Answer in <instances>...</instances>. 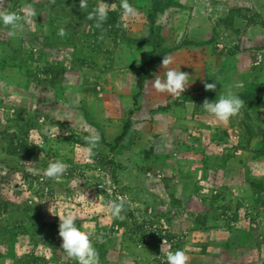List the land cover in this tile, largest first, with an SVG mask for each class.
Returning <instances> with one entry per match:
<instances>
[{
    "label": "rangeland",
    "instance_id": "rangeland-1",
    "mask_svg": "<svg viewBox=\"0 0 264 264\" xmlns=\"http://www.w3.org/2000/svg\"><path fill=\"white\" fill-rule=\"evenodd\" d=\"M104 2L96 28L87 14L100 0H0L23 17L12 37L0 26V264H75L58 235L69 212L100 264H166L177 249L187 264H264V0H129L134 19ZM81 69L96 73L79 82ZM168 69L189 75L180 96L152 86ZM229 90L244 106L218 122L201 106ZM55 160L67 171L45 177ZM118 196L124 218L111 219L103 205ZM231 228L236 246L206 236Z\"/></svg>",
    "mask_w": 264,
    "mask_h": 264
},
{
    "label": "clouds",
    "instance_id": "clouds-1",
    "mask_svg": "<svg viewBox=\"0 0 264 264\" xmlns=\"http://www.w3.org/2000/svg\"><path fill=\"white\" fill-rule=\"evenodd\" d=\"M88 6V0H79V8L84 9ZM119 7L122 10V16L125 19H134L139 15V10L133 7L129 0H120ZM28 16H35L34 11H29ZM108 17V8L104 0H100V6L94 7L87 14V19L93 21V26L100 28L103 22ZM23 19L15 11L6 9L0 10V26L8 28V36L15 35V30L21 27L20 21ZM59 35L63 36L64 31L61 29ZM172 63V58L169 56L162 57V68H166ZM188 73L181 72L179 69H168L164 78L156 77L153 81V88L158 93H167L172 96H180L188 86ZM217 82H204L205 91H214ZM244 106V101L230 90L225 94L220 95L218 99L203 102L202 108L212 115L218 122H226L231 117L236 116L240 109ZM87 146L84 148V155L91 159L93 149L99 144L97 135H89L85 137ZM69 165L61 160L49 162L43 170V174L47 178L59 179L68 169ZM75 184L76 181H73ZM111 219H123L125 210V197L118 196L115 200H108L103 205ZM58 235L61 239V248L66 255L71 258L75 264H100L99 254L93 246L89 234L81 231L76 223V216L69 212L58 216ZM188 256L182 249L175 251L169 250L166 253V264H187Z\"/></svg>",
    "mask_w": 264,
    "mask_h": 264
},
{
    "label": "crops",
    "instance_id": "crops-1",
    "mask_svg": "<svg viewBox=\"0 0 264 264\" xmlns=\"http://www.w3.org/2000/svg\"><path fill=\"white\" fill-rule=\"evenodd\" d=\"M142 55H140L139 56V58H140V60H141V57ZM88 72H92V73H90L89 74V76H93L96 72L95 71H91L90 69H81V70H79L78 71V75H79V82H84V76H85V74H88ZM76 73V72H75ZM72 74V72H69V74L68 75H71ZM104 77H102L101 79H103ZM88 79V78H87ZM115 79V80H114ZM89 80V79H88ZM113 80H114V82L116 83V85H117V81H118V84H119V82H120V80L117 78V77H114L113 76ZM79 84H81V83H79ZM79 84H76L75 86V91H76V98L78 99V100H82L83 99V97H84V92H87V91H84L85 89H86V86L85 85H83V84H81L80 86H79ZM63 86H64V83L62 84ZM89 88H93V87H89ZM97 88V87H96ZM120 90H122V87H120ZM101 91V90H100ZM98 92V94H97V96H94V99H95V101H100V96H102V92ZM80 95H83V96H80ZM82 98V99H81ZM142 96H140V101H142ZM263 98H264V90H263ZM88 102H91L92 103V100L90 99V100H88ZM83 103H84V99H83ZM92 104H94V103H92ZM80 106H82V104L80 105ZM259 122H260V124L264 127V102H263V104L260 106V108H259ZM139 112V111H138ZM133 115L135 116V115H137V112H134L133 113ZM211 129V128H210ZM209 137L210 138H212V139H216L217 138V132H215V131H213V130H210V135H209ZM262 159H255V160H251L252 161V163H254V164H258V163H260V162H262L261 161ZM251 163V162H250ZM235 229H229V230H226L227 232H224V231H222V230H212V231H210L209 233H207V235L206 236H211L212 235V233H213V231H215V233H220L221 234V239L220 240H218V241H213V242H220V243H224V244H226V245H230V246H236V244L233 242V237H232V235H233V231H234ZM235 231H237V230H235ZM240 232V231H239ZM212 237V236H211ZM232 248V247H231ZM193 258H194V260H195V258H197V260L198 259H200V256H195V255H193ZM210 258H211V260H219V256H216V255H212V256H210ZM133 264H136V263H133Z\"/></svg>",
    "mask_w": 264,
    "mask_h": 264
},
{
    "label": "trees",
    "instance_id": "trees-1",
    "mask_svg": "<svg viewBox=\"0 0 264 264\" xmlns=\"http://www.w3.org/2000/svg\"><path fill=\"white\" fill-rule=\"evenodd\" d=\"M156 7L157 6L153 7V9H155ZM163 8L165 9L166 6H163ZM143 74H144V66L142 65L140 67V70L136 74V78H137L136 85H137L138 90H141V88H142V83H143V79H144ZM127 129H128L127 126L123 127L122 133L116 138V142H120L124 138V136L127 132Z\"/></svg>",
    "mask_w": 264,
    "mask_h": 264
}]
</instances>
